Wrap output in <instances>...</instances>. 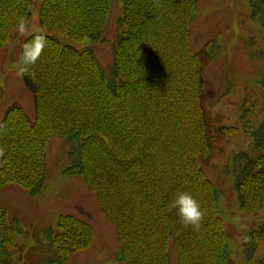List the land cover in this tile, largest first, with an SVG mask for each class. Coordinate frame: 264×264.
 <instances>
[{"label": "trees", "instance_id": "1", "mask_svg": "<svg viewBox=\"0 0 264 264\" xmlns=\"http://www.w3.org/2000/svg\"><path fill=\"white\" fill-rule=\"evenodd\" d=\"M121 7L120 38L111 46L109 72L93 48L106 42L104 31L113 3ZM199 0H43L37 12L46 39L40 58L22 75L33 98V117L19 104L0 120V188L14 185L37 198L46 183L51 137L68 147L64 172L82 177L114 226L121 264H232L226 228L219 216L220 193L204 170L214 160L216 140L236 127L213 128L204 102V72L215 60L214 40L196 53L191 26ZM33 0H0V49L19 24L31 17ZM249 18L264 27V0H250ZM261 56L264 54L259 52ZM218 59V58H217ZM263 88L264 79L260 83ZM222 97L228 91H223ZM244 106L246 99H243ZM248 109H244V116ZM256 126L246 129L256 157L237 151L223 170L233 181L243 216L264 206V102ZM178 191L190 192L204 219L199 229L184 226L170 207ZM47 259L67 264L92 246V226L72 214L58 215L42 229ZM21 224L0 208V264H10ZM251 247L264 242L250 230ZM264 264V256L260 260Z\"/></svg>", "mask_w": 264, "mask_h": 264}, {"label": "rangeland", "instance_id": "2", "mask_svg": "<svg viewBox=\"0 0 264 264\" xmlns=\"http://www.w3.org/2000/svg\"><path fill=\"white\" fill-rule=\"evenodd\" d=\"M43 0H33L31 18L22 22L11 33L0 49V120L6 109L19 104L29 117H33V98L17 75L20 47L24 39L34 33L43 34L37 12ZM250 0H199L194 23L191 26L193 52L200 51L209 40L218 46L215 60L204 72V102L213 128L236 127L232 135L216 140L217 148L211 165L205 166L208 177L220 193L219 216L226 228L227 250L232 264H260L264 256V242L251 247L250 230L260 231L264 224V206L256 216H243L239 211L238 194L233 181L223 170L229 156L237 151L256 157L259 150L252 144L248 126H256L262 117L264 79V27L249 18ZM104 36L106 42L95 43L85 38L70 43L77 49L93 48L102 69L109 72L112 64L111 46L120 38L122 16L117 1L113 3ZM218 58V59H217ZM228 91L229 94L222 97ZM222 93H224L222 95ZM246 99L242 106L243 99ZM244 109H248L244 116ZM46 183L37 198L14 185L0 188V207L8 210L21 224L22 233L10 264H42L47 259V238L42 229L53 226L58 215L72 214L89 223L95 233L92 246L70 256L67 264H121L117 258L119 243L110 220L98 208L96 198L76 173H66L68 147L63 139L51 137L47 148ZM172 254V264L176 254Z\"/></svg>", "mask_w": 264, "mask_h": 264}, {"label": "clouds", "instance_id": "3", "mask_svg": "<svg viewBox=\"0 0 264 264\" xmlns=\"http://www.w3.org/2000/svg\"><path fill=\"white\" fill-rule=\"evenodd\" d=\"M46 39L43 35H37L34 39L24 45L20 65L17 71L22 76L30 71V66L35 65L40 58ZM170 207L176 210L181 223L193 229H199L204 219V211L197 199L187 191H178L170 202Z\"/></svg>", "mask_w": 264, "mask_h": 264}, {"label": "crops", "instance_id": "4", "mask_svg": "<svg viewBox=\"0 0 264 264\" xmlns=\"http://www.w3.org/2000/svg\"><path fill=\"white\" fill-rule=\"evenodd\" d=\"M27 194V193H26ZM28 195V194H27ZM6 211H8V210H6ZM9 212V211H8Z\"/></svg>", "mask_w": 264, "mask_h": 264}]
</instances>
